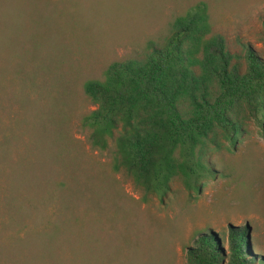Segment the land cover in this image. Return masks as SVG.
<instances>
[{
	"label": "rangeland",
	"instance_id": "obj_1",
	"mask_svg": "<svg viewBox=\"0 0 264 264\" xmlns=\"http://www.w3.org/2000/svg\"><path fill=\"white\" fill-rule=\"evenodd\" d=\"M198 3L231 53L248 44L264 58V0H0V264H190L201 232L226 251L231 225L246 226L264 257V134L251 121L235 144L207 146L212 173L197 188L175 178L163 197L115 171L78 131L93 108L82 77L162 41ZM62 108L88 183L74 192L51 185L52 199L40 203L38 179L61 173L52 141Z\"/></svg>",
	"mask_w": 264,
	"mask_h": 264
},
{
	"label": "trees",
	"instance_id": "obj_2",
	"mask_svg": "<svg viewBox=\"0 0 264 264\" xmlns=\"http://www.w3.org/2000/svg\"><path fill=\"white\" fill-rule=\"evenodd\" d=\"M80 87L93 108L79 115L78 131L91 148L109 154L115 171L158 197L175 178L197 188L199 178L212 173L205 157L217 138L235 144L249 121L264 134V58L248 44L231 53L224 37L211 32L204 3L177 16L162 41L151 39L141 52L108 60L84 75ZM64 115L62 108L53 119L59 181L35 177L40 203L52 199L51 185L53 192H74L82 180L88 183ZM70 219L79 225L76 216ZM247 231L229 226L226 251L213 233L201 232L187 250L189 263L264 264Z\"/></svg>",
	"mask_w": 264,
	"mask_h": 264
}]
</instances>
